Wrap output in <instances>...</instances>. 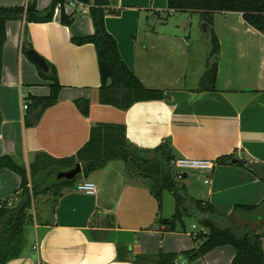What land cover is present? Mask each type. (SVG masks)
<instances>
[{
  "label": "crops",
  "instance_id": "1",
  "mask_svg": "<svg viewBox=\"0 0 264 264\" xmlns=\"http://www.w3.org/2000/svg\"><path fill=\"white\" fill-rule=\"evenodd\" d=\"M26 1L0 0V7ZM51 1L36 0L37 10L45 11ZM173 13L166 0H109L104 23L122 61L146 88L167 96L125 111L99 104L95 49L71 43L73 37L93 33L87 5L75 11L70 26L60 24L57 8L51 22L28 24L26 43L54 67L61 86L56 104L32 127L24 126L22 100L47 96L50 82L21 50L23 22L8 21L2 47L0 157L10 156L25 167L38 152L70 157L88 140L93 124H122L127 140L138 148L152 150L165 140L175 158L215 162L207 185L195 172L184 176L186 193L194 198L192 192H199L200 200L214 207L219 226L260 235L264 253V35L248 27L240 14H214L212 28L219 43L215 90L196 93L208 38L192 54L190 35L175 33L155 19ZM177 27L184 29L186 23ZM198 55L203 70L197 69ZM77 100L89 101L87 117L76 108ZM228 156L226 163H218ZM116 161L83 179L95 184L93 195L64 190L51 218L45 212L44 218H36L31 211L33 223L24 228L20 257L6 264H135L138 257L148 259L143 264H154L159 251L193 248L190 234L202 227L187 231L184 222V232L179 225L175 232L158 227V217L167 219L162 206L144 184L128 180ZM19 186L18 175L0 171V201L17 202L13 196ZM238 205L258 207L235 211ZM234 256V248L226 245L188 264H230Z\"/></svg>",
  "mask_w": 264,
  "mask_h": 264
},
{
  "label": "trees",
  "instance_id": "2",
  "mask_svg": "<svg viewBox=\"0 0 264 264\" xmlns=\"http://www.w3.org/2000/svg\"><path fill=\"white\" fill-rule=\"evenodd\" d=\"M66 0H52L45 11L36 8V0H27L18 7H0V81L2 72V47L6 39V23L12 20L23 22L21 50L26 52L30 46L25 41V29L30 23L51 22L57 4L60 8V24L70 26L73 14H66L63 3ZM88 6L93 33L88 36L73 37L71 43L76 46L90 44L96 52L100 84L98 101L100 105L110 106L120 111L129 109L133 104L146 101L164 100V91L146 88L134 73L122 61L116 40L108 33L104 19L109 0H75ZM167 10L200 14L207 26L209 53L205 71L198 81L194 92L215 90L217 61L219 55L218 39L212 28L216 13L240 14L244 23L264 35V0H166ZM48 65V72L38 70L40 77L48 80L49 94L43 97L26 96L24 126L32 127L38 123L44 111L56 104L61 86L56 71ZM75 106L84 117L88 116L89 101L77 100ZM1 125V115H0ZM175 158L167 141L152 150H145L132 145L126 138L124 125L115 123H96L89 130L88 140L77 152L66 158H53L44 152L34 155L31 163L25 167L19 165L10 156L0 157V171L9 170L20 178V186L14 197L17 202L7 198L0 201V264L20 257L24 228L33 223L31 211L41 205L46 215L54 214L55 207L64 190H70L81 179L104 169L112 160H119L124 165V176L128 180H137L144 184L161 208L163 191H168L174 199V214L170 219L158 217L156 224L165 231L175 232L177 225L184 232L183 218L193 216L198 219L202 230L190 234L194 247L180 253L159 251L154 264H188L194 262L215 248L229 245L234 248L235 256L230 264H264L261 236L251 230L236 231L230 226L221 227L214 207L202 200L190 197L181 181L170 166ZM228 157L218 159L226 163ZM79 164L81 173L72 180L56 179L60 173L73 170ZM11 202V206L7 203ZM264 204V201L262 202ZM257 205L235 206V211H253ZM36 212V211H35ZM37 218V212L35 214ZM147 258L138 257L134 263L143 264Z\"/></svg>",
  "mask_w": 264,
  "mask_h": 264
},
{
  "label": "rangeland",
  "instance_id": "3",
  "mask_svg": "<svg viewBox=\"0 0 264 264\" xmlns=\"http://www.w3.org/2000/svg\"><path fill=\"white\" fill-rule=\"evenodd\" d=\"M153 16L154 15L151 14L150 18ZM155 19L161 21V23L169 24V28L175 33H183L186 36L190 35L191 36V49H192L191 53L192 54H195L196 52H198L199 50H201L203 48L205 36L202 33L201 18L198 14L189 13V12H175L171 15H165V20L159 19L157 17H155ZM182 21H184L186 23V27L184 29H182L181 27L180 28L177 27V25H179L180 22H182ZM195 56H196V54H195ZM197 67H198L197 69H202V70L204 69V60H203L201 55L197 56ZM190 72H191V70H190ZM193 73H195V71ZM190 74L191 73H189L188 75H190ZM116 162H118L121 165V167L124 168V165L121 161L117 160ZM192 193H193V197L195 199H198V200L202 199L200 197L199 192L194 191ZM161 206H162L161 210H162L163 217L170 219L172 217V215L174 214V199H173V196L168 191L162 192ZM35 209H36L35 211L37 212L38 218H44L43 206L38 205V206H36ZM36 212H35V214H36ZM183 222L185 224V228L187 231H191L192 226H194L195 228H198V229L201 227L198 219L193 217V216L184 217ZM194 231H196V230L194 229Z\"/></svg>",
  "mask_w": 264,
  "mask_h": 264
},
{
  "label": "built area",
  "instance_id": "4",
  "mask_svg": "<svg viewBox=\"0 0 264 264\" xmlns=\"http://www.w3.org/2000/svg\"><path fill=\"white\" fill-rule=\"evenodd\" d=\"M83 6V4L75 0H66L65 3H63L64 10H69L68 14H74L76 10H80ZM56 8L60 9L61 4H57ZM21 108L23 111L27 109V104L24 100H22ZM170 166L176 175V180L182 181L188 172H195L202 176L203 184L207 185L210 182L215 162L180 157L173 158L170 161ZM74 190L86 195H93L96 192V186L93 182L81 180L75 185ZM7 206H11V202H8Z\"/></svg>",
  "mask_w": 264,
  "mask_h": 264
},
{
  "label": "water",
  "instance_id": "5",
  "mask_svg": "<svg viewBox=\"0 0 264 264\" xmlns=\"http://www.w3.org/2000/svg\"><path fill=\"white\" fill-rule=\"evenodd\" d=\"M201 29L203 35L207 37L208 31L205 23H202ZM25 55L39 68L40 71H42L43 73L48 72L49 70L48 65L46 64L45 60L42 57H40L36 52H34L33 50H27L25 52ZM80 173H81V167L79 164H77L73 170L58 174L56 176V179L72 180Z\"/></svg>",
  "mask_w": 264,
  "mask_h": 264
}]
</instances>
